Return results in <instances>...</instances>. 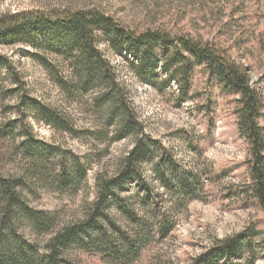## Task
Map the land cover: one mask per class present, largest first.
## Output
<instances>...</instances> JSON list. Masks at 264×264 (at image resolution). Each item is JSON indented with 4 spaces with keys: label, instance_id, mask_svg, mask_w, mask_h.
<instances>
[{
    "label": "trees",
    "instance_id": "1",
    "mask_svg": "<svg viewBox=\"0 0 264 264\" xmlns=\"http://www.w3.org/2000/svg\"><path fill=\"white\" fill-rule=\"evenodd\" d=\"M15 45H22L23 55L32 56L57 79L58 70L67 71L59 80L62 87L71 90L72 84L84 92L95 89V101L106 112L108 124L115 127L113 139L134 137L135 141L112 175L97 176L96 196L84 218L61 226L52 212L27 202L22 175L0 172V264H79L70 253L75 246L99 255L106 264H138L153 231L159 237L166 236L175 227L178 208L205 195L207 180L212 178L211 167L197 157L187 169L171 150L162 143L160 147L159 141L144 132L106 50L133 57L138 75L146 82L156 79L159 68L173 73L182 83L181 79L197 66H204L217 82L237 94L238 128L250 145L251 182L240 192L264 208V129L260 124L263 94L251 82L250 67L222 45L162 28L139 31L98 7L8 11L0 14V79L3 72L8 73L19 88L26 86L23 74L1 50L2 46ZM20 104L19 116L5 122L0 133L13 134L19 126V145L33 165H54L55 170L58 168L54 180L62 187L79 188L87 176L88 164L67 152L59 157L35 139L27 112L36 109L37 119L72 132L70 118L27 93ZM148 164L152 166L150 171L143 169ZM134 186L140 189L137 194L131 190ZM159 187L164 188L167 199ZM140 192L145 196L142 211L134 201ZM137 215L135 228L124 227V220L134 223ZM25 219L38 232L51 236L41 243L25 235L16 226L18 220ZM257 235L254 228H247L222 238L194 256L190 264H242L238 260L246 253L252 255L253 263L255 255L264 252V237Z\"/></svg>",
    "mask_w": 264,
    "mask_h": 264
},
{
    "label": "rangeland",
    "instance_id": "2",
    "mask_svg": "<svg viewBox=\"0 0 264 264\" xmlns=\"http://www.w3.org/2000/svg\"><path fill=\"white\" fill-rule=\"evenodd\" d=\"M53 7H98L139 31L162 28L214 41L250 67L251 82L264 98V0H0V14ZM1 50L13 59L26 86L17 87L8 73H2L0 132L5 122L19 116L21 98L27 93L56 108L74 124L72 132L56 129L37 119L36 109L28 111L27 120L35 139L43 141L59 157L65 152L80 157L89 169L79 188L62 187L54 180L56 166L33 165L19 145L22 137L18 126L13 134L0 133V172L22 175V192L27 202L52 212L58 226L83 219L96 196L97 176L112 175L135 139H113L115 127L108 124L106 112L95 101V89L84 92L72 84L71 90L62 87L59 80L68 72L58 70L57 79L32 56L23 55L22 45L2 46ZM106 54L119 82L127 88L144 132L159 141L160 147L162 143L171 150L187 169L197 157L211 167L212 178L207 180L203 198L187 201L178 208L175 227L166 236L159 237L153 231L138 264H190L194 256L218 240L247 228L258 231V238L264 237V208L240 192L251 180L250 145L238 128V95L217 82L204 66H197L181 79L182 83L173 73L159 68L156 79L146 82L138 75L133 57L125 58L109 50ZM50 59L57 61L55 56ZM260 124L264 129V108ZM143 169L150 171L152 166L144 165ZM131 190L137 194L140 189L134 186ZM159 190L167 199L164 188ZM144 198L140 192L134 199L141 211ZM139 215L144 217L143 213ZM138 218L137 215L134 223L124 220V227L128 225L132 230ZM16 226L41 243L51 236L35 230L26 219L18 220ZM70 253L79 264H106L99 255L77 246ZM255 257L251 263L252 255L246 253L238 261L264 264V252Z\"/></svg>",
    "mask_w": 264,
    "mask_h": 264
}]
</instances>
